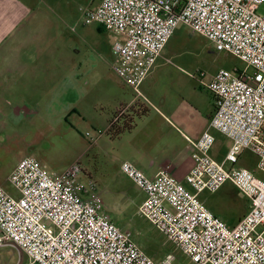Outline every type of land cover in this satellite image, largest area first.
Here are the masks:
<instances>
[{
	"label": "built area",
	"instance_id": "obj_1",
	"mask_svg": "<svg viewBox=\"0 0 264 264\" xmlns=\"http://www.w3.org/2000/svg\"><path fill=\"white\" fill-rule=\"evenodd\" d=\"M262 4L264 0H101L96 7L80 8L84 25L99 24L123 37L113 45L111 69L133 90L180 24L246 66L219 69L208 83L214 111L208 129L192 143L193 166L183 182L165 172L150 179L133 164H120L121 173L145 194L138 215L192 264H264V179L235 168L240 154L249 151L264 175V16L257 14ZM210 130L230 143L220 163L210 156L215 142ZM81 176L79 164L56 176L33 158L22 159L9 177L17 197L0 188V248H14L28 264H173L171 254L152 260L115 226L103 213L97 183ZM226 182L249 201L233 227L199 199Z\"/></svg>",
	"mask_w": 264,
	"mask_h": 264
},
{
	"label": "rangeland",
	"instance_id": "obj_2",
	"mask_svg": "<svg viewBox=\"0 0 264 264\" xmlns=\"http://www.w3.org/2000/svg\"><path fill=\"white\" fill-rule=\"evenodd\" d=\"M12 2L17 7L0 3V20L14 19V25L23 18L25 10L19 3ZM98 2L99 0H70L64 8L57 6L52 0H34L31 4L34 10L45 13L52 22L50 33L54 30L55 36L48 51L54 52L55 60L47 63L63 69L48 70L49 75L45 79L44 70L40 69L37 93L33 94L31 102L24 98L27 103L37 106L38 113L26 119L28 122L24 120L23 131L18 133L23 143L22 155L24 158L35 159L50 174L56 176L63 175L73 165L79 164L85 172L80 179L86 182L90 177L97 183L103 213L115 226L127 233L145 254L154 261H160L171 254L175 258L173 264H192L149 222L137 215L134 205L138 201L137 189L118 174V165L123 158L120 143L118 145L115 142L120 136L112 139L105 134V129L109 112L116 107V98L127 95L133 89L122 85L111 69L115 55L109 50L102 52L92 46L89 30L94 28L95 23L85 28L81 25V6L91 7ZM257 14L264 16V4L258 8ZM22 23L23 21L20 25ZM5 27L7 30L11 28L7 27L6 22ZM2 29L0 25V32ZM12 35L10 33L8 37ZM103 36L110 41H113L114 36L117 37L115 40L121 39L111 31ZM44 51L39 57L40 63L44 62ZM154 68L147 88L151 94L148 95L149 100L154 101L156 110L149 102L147 107L150 114L145 122L139 125L137 131L121 139V143L128 146L138 144L142 133L149 137L144 140V144L150 145L159 125L155 121L157 109L163 111L170 108L165 104L166 101L171 99L183 112H193L196 106L206 108L208 97L200 90L210 77L219 69L244 70L246 66L233 55L215 51L204 37L180 24L166 45L165 58L156 63ZM200 74L203 76L200 77ZM87 133L89 136H86ZM94 144L99 145L98 152L94 149ZM257 166L258 158L246 152L235 168L252 170L258 179H264ZM10 174L8 171L1 175L0 187L7 194L17 197V190L9 182ZM233 192L232 187L225 185L220 193L211 198V203L223 205L222 196H225L232 206L235 199L242 204L243 214L249 201L243 195L233 197ZM125 201H129L128 205H124ZM0 250L3 258H12V261L5 264H13L18 260L16 250L4 247Z\"/></svg>",
	"mask_w": 264,
	"mask_h": 264
},
{
	"label": "crops",
	"instance_id": "obj_3",
	"mask_svg": "<svg viewBox=\"0 0 264 264\" xmlns=\"http://www.w3.org/2000/svg\"><path fill=\"white\" fill-rule=\"evenodd\" d=\"M12 1L19 3L21 7L24 8L25 14L23 18L21 17L22 19L20 18V20L16 21L14 25V19H4L7 27H11L13 25L11 28L9 27V30H7L5 27L4 20H0V25L3 27L0 32V34H2L0 37V180L2 174L5 175L8 173V171L12 174L16 165L22 159H24L22 155L23 143L21 136L19 137L18 133L23 131L24 120L28 122L26 119L29 117L31 118L33 115L38 113L37 106L27 103V101H24V98L25 100H29L31 102V97L33 94L37 93L40 69L44 70L43 74L45 79L47 75H49L47 73L48 70L50 71L61 68L49 64V61L54 62L55 60L54 52L50 53V51H48L49 46L54 43L53 37L55 35L54 30L53 33H50V26H52V22L48 20V16L45 13L39 11L37 12L31 7V4L34 2V0L32 2L30 0H0V3L17 7V5ZM52 1L57 6H63L62 8H64V6L68 4L70 0ZM100 1L101 0H99V2ZM99 2L95 5L92 4L91 7H96ZM15 17H17V15H15ZM22 21L23 23L20 25ZM81 25L84 28L88 26L84 25L83 22ZM94 25V28L89 30L92 46L102 52H107L109 50L113 53V45L116 42H122L123 37L119 35L120 37H118L121 38L119 41L115 40L117 38L116 36H114L113 41L106 40L103 35L107 33L108 30L99 24ZM5 30L7 31L4 33ZM10 33H13V35L8 37ZM165 49L166 46L158 57V62L165 58ZM43 51L44 57L42 59L45 58L47 61L44 59V62H41V64L39 62V57ZM157 61L156 63H158ZM156 63L150 69L146 78L143 80L137 90H132V92L128 93L127 95L116 98V107L109 112V119L114 110L123 105L140 104L148 108L147 105L150 102L153 105V108L156 110L154 101L149 100L148 95L150 93L149 89L147 88L149 83L148 81L152 77ZM74 67L75 65L72 68ZM214 75L210 77L207 84L203 85L200 90L203 91L208 97L206 108H200L196 106L193 112H183L182 110L178 109V107L175 106V102L170 99V101L165 102L167 107L170 108L163 111L157 109L156 114L158 116L155 121H157V124L159 125L158 129L154 131L155 139L151 141L149 140L150 145L146 146L144 144V140H148L149 137L143 133L141 134L142 139L136 145L128 146L127 144L121 143V139L123 137L131 135L133 132L137 131L139 125L145 122L148 115L150 114L149 111L146 116L138 119V123L131 131L120 135V139H118L115 143L118 145L120 143V147L122 148V151L120 152L123 158L122 162L126 161L133 164L150 179H155L165 172L174 177L176 180L183 182L185 176L193 166L191 157L193 151L192 143L197 141L202 133L208 129L209 122L214 111L215 99L207 89V85ZM143 101H146V103ZM150 129H153V127H150ZM210 133L215 138L213 148L210 151V156L213 160L220 163L223 161L230 143L228 139L220 135L219 132L210 130ZM93 147L95 150H97V152L100 150L98 144H94ZM90 149L87 150V152H89ZM246 152L251 153L249 151H244L241 153L235 166L238 164V162H240V160H242V156ZM5 156L7 158H5ZM114 158L115 157H113V159ZM250 171L255 175L254 171ZM118 174L119 176L122 175L125 177L120 171V164L118 165ZM127 180L133 185L135 189H137L138 201H132L136 206V213L138 215V209L141 202L145 198V194L139 190L129 179ZM225 185H228L230 188L232 187L234 191L232 195L233 197H235L237 194L241 195L232 183L226 182L216 193H202L199 195V199L212 214L220 218L228 227H233L247 212L246 210L242 214V204L238 203L234 199L233 205L230 206L228 204L229 200L225 196H222L224 198L223 205L211 203V198L220 193V190ZM119 193H121V191H119ZM128 203L129 201H125L124 205H128ZM6 248L14 249L12 247H4V249ZM10 261H12V258L6 259L0 255V264H5ZM28 262L29 260L25 255L19 254L18 260L13 262V264H28Z\"/></svg>",
	"mask_w": 264,
	"mask_h": 264
},
{
	"label": "trees",
	"instance_id": "obj_4",
	"mask_svg": "<svg viewBox=\"0 0 264 264\" xmlns=\"http://www.w3.org/2000/svg\"><path fill=\"white\" fill-rule=\"evenodd\" d=\"M148 111V108L140 104L123 105L116 108L107 123L105 134L115 139L123 133L131 131L135 127L136 121L146 116ZM82 173H85L84 170Z\"/></svg>",
	"mask_w": 264,
	"mask_h": 264
}]
</instances>
